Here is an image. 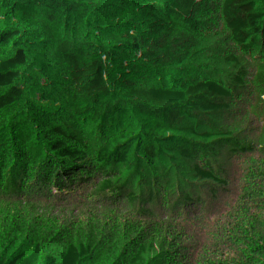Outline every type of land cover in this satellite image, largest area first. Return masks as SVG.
I'll list each match as a JSON object with an SVG mask.
<instances>
[{
    "label": "trees",
    "instance_id": "trees-1",
    "mask_svg": "<svg viewBox=\"0 0 264 264\" xmlns=\"http://www.w3.org/2000/svg\"><path fill=\"white\" fill-rule=\"evenodd\" d=\"M259 162L264 0H0V264H264Z\"/></svg>",
    "mask_w": 264,
    "mask_h": 264
},
{
    "label": "rangeland",
    "instance_id": "rangeland-1",
    "mask_svg": "<svg viewBox=\"0 0 264 264\" xmlns=\"http://www.w3.org/2000/svg\"><path fill=\"white\" fill-rule=\"evenodd\" d=\"M10 70L11 71L18 70L21 72H26L29 70V68H27L26 66H10ZM175 77L176 75L172 73L171 76L167 78L169 80L168 82L175 81ZM171 87H166V91L169 96L174 98L178 95L177 93H179L178 92L179 87L178 85H176V88H171ZM175 110L176 112H178V108H176ZM170 111H173V108L170 109ZM169 120H171L173 123L178 124V121L180 120V116H175L173 113H170ZM175 143L176 141H171L170 145L172 146ZM165 150L169 155L168 157H170V161L168 163V166L166 167V172L163 171L164 175L166 176L165 178L167 177L171 178L172 180L171 184L181 182V180L184 181L185 176H190L189 175L190 173L183 171L184 168L188 170L187 169L188 164L185 163L186 159L177 148L167 147ZM259 165L261 169L258 172L263 173L264 172L263 163L259 162ZM182 174H186V175L181 178ZM197 186L200 187V190L206 195V197L209 200L210 211L208 212V216L204 220L205 223L199 227V230H203L209 234V237L207 238V242H206L209 246V249H207L208 247H206L205 250L198 249L196 250L195 254H201L207 260L210 261L213 260L214 262V260L217 259V253L219 252V250L224 247L225 243L228 242V238L224 237L225 234L222 232V230L226 231L227 227L225 225L218 226L217 220L213 217L214 209L221 202L223 194H226L227 192L221 191V189L217 187L216 184H214V186L216 187L214 186L210 187L209 185H204L201 182H197ZM236 226H237V231L243 233L242 229L244 226V222H238ZM203 238L204 237H198L195 239L201 240Z\"/></svg>",
    "mask_w": 264,
    "mask_h": 264
}]
</instances>
